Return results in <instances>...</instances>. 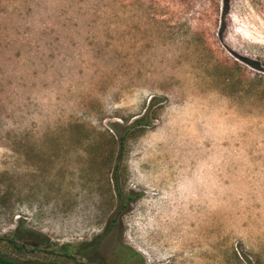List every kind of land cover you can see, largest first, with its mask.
I'll use <instances>...</instances> for the list:
<instances>
[{
    "label": "rangeland",
    "instance_id": "374dc122",
    "mask_svg": "<svg viewBox=\"0 0 264 264\" xmlns=\"http://www.w3.org/2000/svg\"><path fill=\"white\" fill-rule=\"evenodd\" d=\"M0 255L264 264V0H0Z\"/></svg>",
    "mask_w": 264,
    "mask_h": 264
},
{
    "label": "trees",
    "instance_id": "16d2710c",
    "mask_svg": "<svg viewBox=\"0 0 264 264\" xmlns=\"http://www.w3.org/2000/svg\"><path fill=\"white\" fill-rule=\"evenodd\" d=\"M224 2L227 6L228 0H224ZM148 126H150L149 116L144 114L141 117L137 118L134 122L130 123V125L125 126L124 128H122V126L119 125L118 123L111 124L110 130L112 131V133L111 134L108 132L106 133L108 134L109 138H112L113 140L116 141L118 145L119 155H121L125 149L128 140L140 135ZM118 127L121 128L122 130L118 131L117 130ZM118 168H119V164H116L115 169ZM113 180H114V190L120 203H122L123 201H131L136 198V194L134 193H129L128 195H124L121 191L119 181L117 180V178L115 177ZM114 225H115V218H113L110 221L108 225V229L112 228ZM32 240H34L35 242H32ZM11 244L16 248L23 250L26 249L27 247H30L31 248L30 252L32 253L39 250H42L43 252L45 248L49 246V241L41 233L31 232L27 230L26 231L17 230L14 234V238ZM60 248L61 249L67 248V245H62L60 246ZM91 248H93V246L87 245L86 247H84L83 250L86 252L91 250ZM67 253L68 250H66L65 254L67 255ZM17 261L18 260L4 258L0 255V264H17Z\"/></svg>",
    "mask_w": 264,
    "mask_h": 264
}]
</instances>
